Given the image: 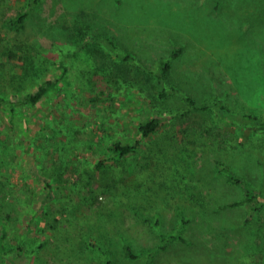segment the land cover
Returning a JSON list of instances; mask_svg holds the SVG:
<instances>
[{"label": "rangeland", "instance_id": "374dc122", "mask_svg": "<svg viewBox=\"0 0 264 264\" xmlns=\"http://www.w3.org/2000/svg\"><path fill=\"white\" fill-rule=\"evenodd\" d=\"M24 11L23 24L11 21ZM11 48L16 67L0 64V94L62 79L14 115L0 104V188L11 192L0 202V264H264V206L252 210L264 200L239 203L244 190L230 178L264 196V126L201 108L220 98L264 114V0H0V49ZM177 49L183 58L168 80L176 89L180 80L197 107L179 92L162 102L156 72L144 92L113 94L119 76L137 80L138 64L121 54L157 71ZM155 115L164 118L153 138L121 171L105 163L97 176L99 148L117 136L134 142ZM159 154L160 173L156 160L147 173L160 185L125 199L122 180Z\"/></svg>", "mask_w": 264, "mask_h": 264}, {"label": "trees", "instance_id": "16d2710c", "mask_svg": "<svg viewBox=\"0 0 264 264\" xmlns=\"http://www.w3.org/2000/svg\"><path fill=\"white\" fill-rule=\"evenodd\" d=\"M39 0H34V3L36 4ZM27 16V12H20L18 17L16 18H12L11 21L12 22H16L18 24H23V21L25 19V17ZM106 41V40H105ZM107 43L110 47L115 48V42L113 40L107 39ZM15 48V47H14ZM17 49H20V46L17 47ZM181 49H177L175 50L172 55L161 59L158 62V66H157V71L155 68L153 67H145L143 68V64H142V70H139L141 68V63L136 61L135 57L131 56V55H120L121 58L124 59V61H126L127 63L134 65V62H136L135 67H132L130 65L131 69H135L136 75H137V80L133 81V80H128L126 78V75H121L119 76V80L117 81V85L113 86L114 88L111 89L113 94H116L117 92L122 90V87H136L138 86V91L139 92H144L146 90L147 87H149V85H151L149 83L150 80H152L151 75L155 74L156 72V80L153 81V85H151V87H156L158 89V97L161 99V101H165L168 99V97L173 93H180L181 97L184 98L185 100H189L194 106L193 107H197V103H198V98L195 97H191L189 95H187V93L185 94L182 91H185L186 89L184 88V85L182 84V82L179 80L178 81V89H176V86L172 84V82H170L168 80V78L170 77V75H172L174 72L176 73L178 70H173L174 68V61L176 59H182L183 56L180 57V55H182V52H180ZM0 64H2L3 66H6L5 64H9L10 66H12V69H14L15 63L13 62V57L16 56L17 54L15 53V50H11L10 51H2L0 49ZM23 57V54H22ZM21 57V58H22ZM179 57V58H178ZM2 62V63H1ZM64 63L65 60H63ZM61 67V66H60ZM62 67H64V75L65 72L68 71V67L65 64H62ZM6 70V68H4ZM26 70V69H25ZM23 70V72L25 71ZM25 73H31L32 72H28L27 70L25 71ZM24 73V74H25ZM178 73V72H177ZM25 74V75H26ZM143 76V78H142ZM178 76H183L182 74H179ZM33 77V76H32ZM186 77V76H185ZM14 78V77H13ZM181 78V77H179ZM62 78L59 77H54V78H47V79H43L42 77L39 78V80L35 81V79L33 78L32 80H34L36 82V87L32 90L29 91H24L21 94H15L14 96L12 95H8V94H0V104L6 106L9 110H10V114L14 115L16 113V111L18 109H24L25 107L28 106H33L38 104L42 99H44V97L48 94H50L51 91H55L58 90V86H59V82ZM88 79V78H87ZM186 80H188V84L190 85V83L195 82V84H197L196 86L199 87V82L196 81L193 77L191 78V76L187 78H185ZM88 81L90 82V79H88ZM138 85H137V84ZM136 85V86H135ZM147 86V87H146ZM201 88L203 87L202 85L200 86ZM151 89V88H148ZM189 92V90H186ZM102 93H106V90H102ZM148 99H153L152 98V94L149 93L146 96H144ZM94 101L95 100H100V98L98 97H93L92 98ZM202 109H213L216 116H218L220 119H225L228 121H231L235 124V122L237 123V126L246 128L248 126H252V125H256V126H264V114H256V113H252V112H242V111H238L233 109L232 107H230L228 104H226L224 102V100L220 99V98H213V99H209L206 100V103L201 107ZM164 118V117H163ZM163 118L160 115H155V116H147L146 119L142 122L139 123L138 127H137V131L140 134V137L138 139H136L134 142H123L122 139L120 137H115L114 139H112L109 143H107V145L100 147L99 150L101 151L100 153H103V155L107 154L109 156H97V161H96V165H95V174L97 176L102 175L103 173L99 172V171H105L104 167H105V163H109V165H111L113 172H119L122 170V168H119V164L123 163L126 159V157H128L131 154H136L139 152V149L144 145L142 140H148L150 138H153V136L157 133L161 123L163 122ZM105 129H109L108 125L105 126ZM71 136L69 135V138ZM233 149L237 150L238 147V142H236V144H233ZM75 153H77L74 150ZM76 155V154H75ZM154 160L156 161H160V163L158 164V166L156 167L157 170H159L160 173V168L163 167V164H161L162 158L160 157V154L151 158V160H147L146 161V166H143V168L135 173H131L128 174L123 180H122V184L120 186L121 190L120 192L122 193V196L126 198H130V196L133 194V192H139V193H145L146 192V186L152 182V185L155 186L154 184L158 185L160 183V180H151L148 179L149 174L147 172H150V169H152L150 167V165L155 164V162H153ZM119 163V164H118ZM164 169V168H163ZM175 169V168H174ZM155 170V167H154ZM177 171V169H175ZM163 174V171H162ZM146 175V178H144V176ZM264 175V174H263ZM90 179L94 178L93 175H89ZM117 177V176H116ZM96 178V177H95ZM230 178L232 179V181H236L241 187L242 190H244V197L239 201V203H245L246 201H253L256 198H262V200H264V196L261 195L260 190H255V189H250L249 187L244 186V181L242 180V178H240L238 175L234 174V175H230ZM112 181V180H111ZM177 182V181H176ZM110 184V182L108 183ZM186 182H184L183 178H181V184L179 186V189H184V187H186ZM160 185V184H159ZM100 187L103 186V184H99ZM174 192H178L177 188H173ZM98 190V188H90L91 194L92 193H96ZM124 190H128L123 192ZM169 191V190H168ZM171 193V191H169ZM93 194V195H94ZM180 194V193H179ZM11 197V192L10 191H6V188H0V202H6L9 198ZM237 203V202H235ZM264 206V201L262 202L261 205L257 206V204H253L252 205V210L253 213L254 211L256 212L257 209H260ZM145 219H147L145 217ZM149 220V218H148ZM127 249L129 251V254L132 257H135V254L133 252H131V246L129 244H127Z\"/></svg>", "mask_w": 264, "mask_h": 264}]
</instances>
